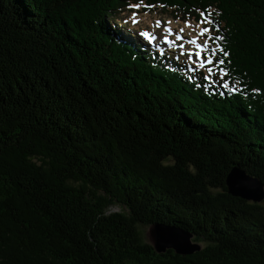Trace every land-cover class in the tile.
Returning a JSON list of instances; mask_svg holds the SVG:
<instances>
[{
	"label": "trees",
	"instance_id": "trees-1",
	"mask_svg": "<svg viewBox=\"0 0 264 264\" xmlns=\"http://www.w3.org/2000/svg\"><path fill=\"white\" fill-rule=\"evenodd\" d=\"M133 10L208 28L205 68ZM232 168L264 190V0H0V264H264ZM157 224L200 250L158 254Z\"/></svg>",
	"mask_w": 264,
	"mask_h": 264
},
{
	"label": "water",
	"instance_id": "water-1",
	"mask_svg": "<svg viewBox=\"0 0 264 264\" xmlns=\"http://www.w3.org/2000/svg\"><path fill=\"white\" fill-rule=\"evenodd\" d=\"M225 184L228 194L244 201L260 203L264 200V190L258 179L248 176L239 168H232L226 176ZM154 231V232H153ZM150 232L152 247L158 253L172 250L180 256H188L199 251V246L191 243L190 235L174 226L157 224Z\"/></svg>",
	"mask_w": 264,
	"mask_h": 264
},
{
	"label": "rangeland",
	"instance_id": "rangeland-1",
	"mask_svg": "<svg viewBox=\"0 0 264 264\" xmlns=\"http://www.w3.org/2000/svg\"><path fill=\"white\" fill-rule=\"evenodd\" d=\"M132 12H136L134 19L138 21V23L136 24L132 23L136 27L135 31L137 35L140 31H147L151 37H156V39H153L150 43L147 41H144L145 43L149 45L154 44L158 46H161L160 43H162L164 46H167L166 48H168L169 51H173V50L176 51L175 47L179 46L180 44H183L185 53L191 52L193 54V57H195L196 52H200L201 54L204 52V47H198V45H202V41L199 38V33L197 31V30L200 31L199 27H197V29L195 27L194 29L190 25L185 26V24L175 21L177 19L169 15L160 13L159 10H157V12L148 11V13H143L144 15H142L140 12L135 11V10H133ZM125 17L128 18L127 19L128 21H130L133 19V14L131 16H128L127 14H125ZM156 21L161 22L160 27L156 26ZM169 21L170 23H168ZM127 27L131 28L132 26L128 24ZM137 27L142 28V29H139ZM165 28H169L172 30V34L169 36V39L173 42V45H175V47L170 46L169 44H166L164 42L163 37L168 35V33L164 31ZM180 29H183L182 33H180ZM177 34L182 35L183 38L181 40H177L176 39ZM200 36L203 37V35H200ZM193 38L196 40V44L189 43V41ZM206 39L208 40L209 36H207ZM177 52L178 53L181 52L180 48H177ZM200 62H197V63H200ZM110 211L113 213L118 212L119 208L113 207L111 208ZM151 231H153V227L151 226H146V228L143 229L145 241L149 243L150 245H152L153 243V240H152L153 238L151 237V234H150Z\"/></svg>",
	"mask_w": 264,
	"mask_h": 264
},
{
	"label": "snow or ice",
	"instance_id": "snow-or-ice-1",
	"mask_svg": "<svg viewBox=\"0 0 264 264\" xmlns=\"http://www.w3.org/2000/svg\"><path fill=\"white\" fill-rule=\"evenodd\" d=\"M139 7H140V4H139V3L136 4V5H129V8H133V9H136V10H138ZM145 7H151V5H145ZM161 7H163V5H161ZM135 15H136V12H133V19H132V23H133V24L138 23V21H136V20L134 19ZM201 15H203V13H201ZM125 22H127V21H125ZM168 23H170V21H169ZM209 23H211V21H209ZM160 24H161L160 21H156V26H157V27H160ZM185 26H187V22H186V21H185ZM164 31L168 33V35H166V36L163 37L164 42H165L166 44H169L170 46L175 47V45H173V42L169 39V36L172 34V30L169 29V28H165ZM208 31H209L208 28H201V29H200V32H199V35H204V34L207 33ZM182 32H183V29H180V33H182ZM138 35L142 38L143 41H147V42H149V43H150L153 39H156V37H151L150 34H149L147 31H140V32L138 33ZM182 38H183L182 35L177 34V36H176V39H177V40H181ZM216 39L219 40V39H222V37L217 36ZM189 43L196 44V40L193 38V39H191V40L189 41ZM207 44H208V41H205V42H204V45H198V47H206ZM178 47H179L180 50H181V55H186V56H187V59L191 62V61L193 60V54H192L191 52L185 53L184 45H183V44H180ZM217 47H218V46H217ZM223 55H224V56H228L229 53L224 52ZM199 56H200V53H199V52H196V53H195V57L198 58ZM207 63H208V64H212L213 61H212V60H208ZM216 63L223 64L224 61L220 60V61H216ZM199 68H201V69L205 68V64H204V63L199 64ZM208 71H209V73H211L212 69H211V68H208Z\"/></svg>",
	"mask_w": 264,
	"mask_h": 264
},
{
	"label": "bare ground",
	"instance_id": "bare-ground-1",
	"mask_svg": "<svg viewBox=\"0 0 264 264\" xmlns=\"http://www.w3.org/2000/svg\"><path fill=\"white\" fill-rule=\"evenodd\" d=\"M137 37H139V35H137ZM155 41H156V40H155ZM160 44H161L162 47L166 48L162 43H160ZM197 72H198V71H197ZM198 73H199V72H198ZM196 75H197V74H196ZM198 76H199V75H198ZM200 78H201V76H200ZM209 91H210V90H209ZM209 91H208V92H209Z\"/></svg>",
	"mask_w": 264,
	"mask_h": 264
}]
</instances>
